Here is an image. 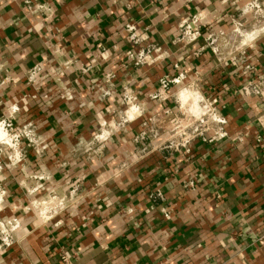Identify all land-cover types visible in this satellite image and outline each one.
I'll return each instance as SVG.
<instances>
[{
  "label": "crops",
  "instance_id": "1",
  "mask_svg": "<svg viewBox=\"0 0 264 264\" xmlns=\"http://www.w3.org/2000/svg\"><path fill=\"white\" fill-rule=\"evenodd\" d=\"M26 1L46 4L53 16L29 11ZM240 6L241 0H0V118L15 108L14 126H27L33 139L21 140L19 163L2 157L0 220L15 222L6 225L12 244L0 242V264H60V247L74 264H264V96L239 93L264 75V18ZM193 18L200 36L181 40L180 24L193 27ZM237 23L246 35L241 42L232 32ZM147 44L155 50L135 66L126 53ZM37 64L41 71L29 81ZM179 73L183 79L165 99L152 97L162 76ZM185 88L213 101L226 136L169 153L160 146ZM112 124L101 153L92 152L95 143L86 150ZM150 129L158 134L141 151L135 138ZM156 189L161 197L151 199ZM50 194L65 196L66 204L47 215L40 203Z\"/></svg>",
  "mask_w": 264,
  "mask_h": 264
},
{
  "label": "built area",
  "instance_id": "2",
  "mask_svg": "<svg viewBox=\"0 0 264 264\" xmlns=\"http://www.w3.org/2000/svg\"><path fill=\"white\" fill-rule=\"evenodd\" d=\"M26 7L31 12L41 13L45 19L51 18L53 16V9L47 6L44 3H33L31 1H26ZM259 16V19L264 18V0H241L240 12L248 13L252 12ZM191 23L194 25L190 26L189 22L183 21L180 24V39L186 42H191L200 36V29L195 26V19L191 20ZM242 28L241 24H235L232 32L234 34H239V29ZM126 29L129 32V38L132 42H138L140 39L133 25H126ZM243 29V28H242ZM243 31V30H242ZM208 44L211 47V50L214 54H218L219 50L216 46V39L211 35L207 36ZM155 50L153 44H147L144 48H141L137 52L128 51L126 56L133 62L135 66H139L146 62V58L149 54ZM235 57H231L230 60L234 61ZM246 69H250V65L245 66ZM41 66L39 64L33 66L27 72V79L29 81L35 80L36 76L40 73ZM106 78L112 77V74L108 73L105 75ZM183 79V74L179 73L176 76L168 77L167 75L162 76L159 80V87L156 93L152 96L153 98L159 97L165 99L167 97V90L171 84H177ZM239 93L243 97H262L264 96V75H258L255 79L248 80L243 83L239 88ZM199 105L203 108V112L198 114H191L190 112H183L179 107V114L176 117L175 123L170 130L169 137L163 142L160 146L161 150H165L169 153L172 152H181L188 151L190 145L197 139L203 141L214 140L216 138H222L226 136V132L223 128L226 121L224 117L218 114L214 103L209 98L200 95ZM133 97L124 96L123 102L127 106L134 107ZM133 103V105H132ZM179 106V105H178ZM129 108V107H128ZM15 108L11 110V114L6 117L0 118V130L4 131L5 137L0 138V196L4 194V189L1 187V174L2 170L6 166L3 162L2 157H5L7 164L15 165L24 159V154L20 148L21 140L23 138L31 144L32 133L27 126L15 127L14 126V117L13 113ZM126 110L124 114H126ZM128 119L127 115H125ZM126 119H122L121 123L123 124ZM118 124V125H122ZM107 130H100L98 133L93 135V140L88 143L86 150H90L92 144L96 145V148L92 149V152L95 154H100L102 151L103 140L109 136L116 129L114 124L110 125ZM118 128V127H117ZM215 129V130H213ZM158 134L156 129H150L149 132H142L136 136L135 140L142 144L141 151L146 149V144L149 138L155 137ZM261 141V136L258 134L256 136V143ZM34 147L35 145L32 144ZM193 181L189 180L186 182V186H192ZM76 188H73L70 193L75 192ZM151 199H156L161 197V193L156 189L149 194ZM66 204V197H56L54 194H50L48 199L42 201L40 205L44 206L46 210L43 211L44 214L49 215V211H60L64 208ZM53 211V212H55ZM162 214L164 217L169 218L168 212L165 209H162ZM51 216V214H50ZM15 222L14 218L7 220H0V242L1 245L5 248L12 244L10 238V229L7 227V224H13ZM58 259L60 264H74L72 257L68 254L64 247H60L58 251Z\"/></svg>",
  "mask_w": 264,
  "mask_h": 264
},
{
  "label": "bare ground",
  "instance_id": "3",
  "mask_svg": "<svg viewBox=\"0 0 264 264\" xmlns=\"http://www.w3.org/2000/svg\"><path fill=\"white\" fill-rule=\"evenodd\" d=\"M184 91H189V92H186L184 93V95H182ZM199 98L200 96L196 91H194L191 88L189 89L185 88L178 92L177 103L180 107V110H182L183 112H194L195 114H198L203 112V108L199 105ZM4 137H5L4 131L0 130V138H4Z\"/></svg>",
  "mask_w": 264,
  "mask_h": 264
},
{
  "label": "rangeland",
  "instance_id": "4",
  "mask_svg": "<svg viewBox=\"0 0 264 264\" xmlns=\"http://www.w3.org/2000/svg\"><path fill=\"white\" fill-rule=\"evenodd\" d=\"M252 13H253V11H252ZM258 17V19L260 18L259 16H257ZM239 32H240V34L242 35V36H239V34H234V35H236V37H235V39L237 38V42H241V40H242V38H245V36H244V31H242V28H240L239 29ZM248 37V36H247ZM247 39V38H246ZM248 40V39H247ZM181 91V90H180ZM194 109V108H193ZM195 110V109H194ZM191 114H193L194 112H190ZM2 187V186H1Z\"/></svg>",
  "mask_w": 264,
  "mask_h": 264
}]
</instances>
